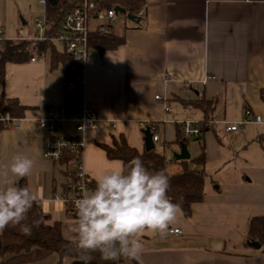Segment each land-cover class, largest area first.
<instances>
[{
  "label": "crops",
  "instance_id": "obj_1",
  "mask_svg": "<svg viewBox=\"0 0 264 264\" xmlns=\"http://www.w3.org/2000/svg\"><path fill=\"white\" fill-rule=\"evenodd\" d=\"M11 1L0 0V40H7L11 32L7 28ZM146 5L139 24L128 18L115 22L113 33L123 37L125 44L105 53L94 50L85 67L84 99L99 118L86 137L85 170L95 182L121 162L108 159L99 146H111L113 136L124 135L131 147L145 151L142 128L149 124L156 125L159 136L155 147L170 161L181 150L176 144L179 125L204 119L202 111L185 106L182 100H196L199 95L214 100L212 130L200 139H189L187 145L191 158L205 152L204 200L192 206L190 218L180 215L170 227L180 229V235L146 233L142 261L264 264L262 249L243 245L249 221L264 217V124L253 120L256 115L264 117L260 96L264 90V0H148ZM33 30L38 31L34 26ZM24 33L18 29L14 40L39 35ZM33 58L35 62L6 65L0 95L17 100L27 110L15 123L19 128L0 124V165L17 152L36 159L32 174L19 181L39 192L43 212L51 217V224L63 222L65 233L74 219L54 196L63 193L74 165L45 159L43 145L46 138H73L78 133L72 122L50 132L37 121L46 109L71 108L74 94L66 85L63 65L51 69L50 52ZM245 109L253 114L248 124H242ZM228 124H238L237 131L226 132ZM169 150L174 153L166 154ZM170 167L172 172L180 169L174 163ZM62 263L63 259L52 255L33 264Z\"/></svg>",
  "mask_w": 264,
  "mask_h": 264
},
{
  "label": "trees",
  "instance_id": "obj_2",
  "mask_svg": "<svg viewBox=\"0 0 264 264\" xmlns=\"http://www.w3.org/2000/svg\"><path fill=\"white\" fill-rule=\"evenodd\" d=\"M41 1V0H39ZM46 1L45 18L46 30L44 35L50 40L37 39H19V40H3L0 46V85L5 83V69L8 63H25L31 61V58H44L48 52L51 54V69H56L59 65H63L65 69L66 85L76 83L77 73L73 71L74 58L62 47L59 48L52 39L58 32L59 24L64 15L73 9L80 0H57L58 4L53 6L50 0ZM101 9L109 10L114 6H120L127 13L137 16L138 12H146L147 5L145 0H96ZM125 44L123 37H119L112 33L111 35H101L97 31L90 34L89 46L91 49L100 53L113 51ZM260 96L264 102V90H261ZM78 99L77 92L74 95V104ZM185 106L192 107L202 111L204 115L203 121L199 122L204 133L212 130V125L208 123L213 120V112L216 108L214 100H207L204 95H199L196 100H182ZM74 105L71 107L73 108ZM27 108L21 106L15 99H8L4 94L0 95V113H9L14 118H23ZM179 133L176 144L186 146L190 142L183 135L182 126L179 125ZM150 129L151 133H157L156 125H146L142 128L143 133ZM103 149L110 160H119L127 163L133 157L139 156L144 165L150 170H163L170 178V187L168 196L174 203H182L183 214L186 218L192 215V206L203 202L205 195V185L207 174L204 169L206 164L205 152L198 158H190L188 161H177L174 157L169 161L164 153L155 147L152 151H143L140 153L136 148L131 147L124 135L116 138L113 136L112 145H99ZM169 146L167 145V148ZM62 161L71 162L72 157L67 156ZM61 161V162H62ZM178 164L179 171L172 172L169 170L170 165ZM203 167L198 170L192 168ZM19 186L27 187L24 180L19 181ZM90 190L95 188V182L89 181ZM68 190V186L63 192ZM181 197L183 198L181 201ZM69 217L75 219V213L71 214L67 207ZM27 223L31 224L32 220H40L41 224L38 228H33L31 235H24L19 226L7 227L0 232V264H33L47 259L52 255H57L62 259H73L81 262L79 256L74 249L68 245V239L64 236L65 224L63 222L50 223L51 217L46 215L40 205L34 204L32 210L28 214ZM251 242H257L264 251V217H255L249 221L248 233L245 237L243 245L251 247ZM91 264H124L123 259L118 261H106L99 253H93Z\"/></svg>",
  "mask_w": 264,
  "mask_h": 264
},
{
  "label": "clouds",
  "instance_id": "obj_3",
  "mask_svg": "<svg viewBox=\"0 0 264 264\" xmlns=\"http://www.w3.org/2000/svg\"><path fill=\"white\" fill-rule=\"evenodd\" d=\"M256 123L264 124V117H257ZM36 164V159L17 152L0 165V232L19 226L24 235H31L40 226V220L26 222L40 201L39 192L19 186ZM169 187L166 173L150 170L139 156L119 162L95 178L94 189H83L74 201L76 218L67 225L72 234L67 246L75 250L81 264H91L93 253L106 261L143 264V236L166 234L183 215L182 203L169 198Z\"/></svg>",
  "mask_w": 264,
  "mask_h": 264
},
{
  "label": "built area",
  "instance_id": "obj_4",
  "mask_svg": "<svg viewBox=\"0 0 264 264\" xmlns=\"http://www.w3.org/2000/svg\"><path fill=\"white\" fill-rule=\"evenodd\" d=\"M146 4L148 0H145ZM41 5L45 9L46 1L41 0ZM120 6H114L109 10L101 9L98 6L96 0H80L78 5L68 11L62 18L58 32L52 39L56 44L60 45L74 58V64L72 66L73 71L77 73L76 83L67 85L68 89L75 95L77 92L78 99L76 100L73 108H50L46 109L43 116L38 119V126L43 130L55 132L60 124L72 122L76 125V131L78 136L73 138L68 137H49L46 138L43 145V157L53 162H61L68 155L72 157V163L74 169L71 173L69 181L67 183L68 190L63 193H56L54 199L63 202L68 207L71 214L75 213L74 201L79 199L82 195L83 189L90 190L89 181L90 176L85 170L84 166V151L86 145V137L88 133L93 130L99 118L97 114L90 109L84 99V71L87 65L88 59L93 55V49L90 48V34L93 31H97L101 35H111L113 33V26L123 15L127 18L129 13L116 12L115 8ZM145 12L140 11L137 14V18L144 17ZM135 16V15H134ZM97 23L96 26H92L91 22ZM35 28L38 30L37 40H50L49 37L44 35L46 30V18L36 19L34 22ZM22 33V32H21ZM21 39H26L22 37ZM0 40V42H2ZM32 62L36 61V58H31ZM157 101L163 103L164 100L161 96L155 97ZM166 111H170V107L165 102ZM245 119L242 124L251 123L253 114L251 110L245 109ZM256 115L254 117V123L257 121ZM22 118H14L9 113H0V124L19 128L15 125L16 122L21 121ZM213 124V121L208 123ZM183 135L187 139H200L204 132L200 127V124L195 121L186 120L181 123ZM238 129V124L226 125V132H235ZM153 141L157 143L159 136L157 133L153 135ZM182 231L178 228L169 229V234L178 236Z\"/></svg>",
  "mask_w": 264,
  "mask_h": 264
},
{
  "label": "rangeland",
  "instance_id": "obj_5",
  "mask_svg": "<svg viewBox=\"0 0 264 264\" xmlns=\"http://www.w3.org/2000/svg\"><path fill=\"white\" fill-rule=\"evenodd\" d=\"M8 11V26L7 28L11 30L10 34H7V40H14L17 37L18 29H23L25 31L24 36H28L30 31L32 34L38 35V31L33 30L34 22L36 19H44L45 9L41 5L39 0H13L9 4ZM123 15H120V20L124 19ZM119 25V23H118ZM35 27V26H34ZM12 35V36H9ZM60 48V45H58ZM157 149L162 152L158 147ZM165 154V152H162ZM174 151H167L166 154L170 155ZM171 168V167H170ZM65 237L69 239L72 235L70 232L64 233ZM62 264H80L78 261L73 259H63Z\"/></svg>",
  "mask_w": 264,
  "mask_h": 264
},
{
  "label": "water",
  "instance_id": "obj_6",
  "mask_svg": "<svg viewBox=\"0 0 264 264\" xmlns=\"http://www.w3.org/2000/svg\"><path fill=\"white\" fill-rule=\"evenodd\" d=\"M50 3L53 6H56L58 4L57 0H50ZM115 11L117 13L118 12L126 13V10L124 8H122V7H116ZM127 18H128V20H130L131 22H134L136 24L140 23V19L137 18L136 16L132 15V14H127ZM144 135H145V150L146 151L154 150L155 149V142L153 141V134L151 133L150 129L147 128V130L145 131ZM174 158L177 161H188L191 158L190 153L188 151V148H187V146L185 144L181 145L180 152L175 153L174 154ZM250 245H251L252 248H255L257 250L261 249V245L259 243H257V242H251ZM79 263L81 264V262H79Z\"/></svg>",
  "mask_w": 264,
  "mask_h": 264
}]
</instances>
